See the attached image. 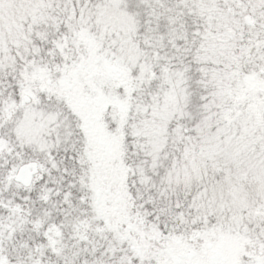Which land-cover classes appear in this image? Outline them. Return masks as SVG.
Listing matches in <instances>:
<instances>
[{
    "label": "snow or ice",
    "instance_id": "6c2138e0",
    "mask_svg": "<svg viewBox=\"0 0 264 264\" xmlns=\"http://www.w3.org/2000/svg\"><path fill=\"white\" fill-rule=\"evenodd\" d=\"M0 264H264V0H0Z\"/></svg>",
    "mask_w": 264,
    "mask_h": 264
}]
</instances>
